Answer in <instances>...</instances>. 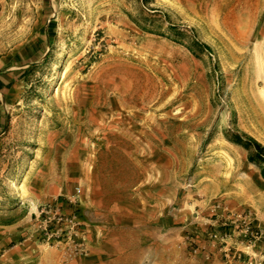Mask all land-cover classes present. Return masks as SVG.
<instances>
[{"label":"rangeland","instance_id":"374dc122","mask_svg":"<svg viewBox=\"0 0 264 264\" xmlns=\"http://www.w3.org/2000/svg\"><path fill=\"white\" fill-rule=\"evenodd\" d=\"M109 249L264 264V0H0V264Z\"/></svg>","mask_w":264,"mask_h":264},{"label":"crops","instance_id":"0c3cea01","mask_svg":"<svg viewBox=\"0 0 264 264\" xmlns=\"http://www.w3.org/2000/svg\"><path fill=\"white\" fill-rule=\"evenodd\" d=\"M119 220V219H118ZM130 221L129 220H125V221H122V223L120 222V221H114V220H112V221H109L108 223H109V227L111 226L112 228H120V227H124L123 229H128V228H126V225L129 223ZM118 226H120V227H118ZM105 235H108V232H106L105 233ZM101 251H103V252H101L102 254L103 253H107V263L106 264H114L115 263V253H114V251H112V250H101ZM95 252H90V256L92 257L93 256V254H94ZM145 254V253H144ZM143 254V255H144ZM147 254V253H146ZM145 254V255H146ZM87 255V254H86ZM140 258H141V253H140V256H139V259H138V262H139V260H140ZM92 263H96L95 262V259L93 258L92 259ZM131 264H137V262H132Z\"/></svg>","mask_w":264,"mask_h":264},{"label":"trees","instance_id":"16d2710c","mask_svg":"<svg viewBox=\"0 0 264 264\" xmlns=\"http://www.w3.org/2000/svg\"><path fill=\"white\" fill-rule=\"evenodd\" d=\"M233 141L237 142L239 144H243L245 147H247V145L244 142H242V140L240 138L234 139ZM253 141H254L255 145H257L260 148V150H261L262 148H261L260 144L257 141H255V140H253Z\"/></svg>","mask_w":264,"mask_h":264}]
</instances>
